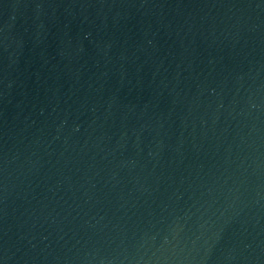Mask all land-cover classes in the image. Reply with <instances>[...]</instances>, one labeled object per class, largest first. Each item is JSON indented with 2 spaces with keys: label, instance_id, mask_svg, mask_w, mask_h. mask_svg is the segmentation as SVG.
I'll return each instance as SVG.
<instances>
[{
  "label": "water",
  "instance_id": "1",
  "mask_svg": "<svg viewBox=\"0 0 264 264\" xmlns=\"http://www.w3.org/2000/svg\"><path fill=\"white\" fill-rule=\"evenodd\" d=\"M0 264H264V0H0Z\"/></svg>",
  "mask_w": 264,
  "mask_h": 264
}]
</instances>
